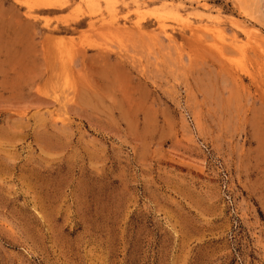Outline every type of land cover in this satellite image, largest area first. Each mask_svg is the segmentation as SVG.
<instances>
[{"label": "rangeland", "instance_id": "rangeland-1", "mask_svg": "<svg viewBox=\"0 0 264 264\" xmlns=\"http://www.w3.org/2000/svg\"><path fill=\"white\" fill-rule=\"evenodd\" d=\"M0 264H264V0H0Z\"/></svg>", "mask_w": 264, "mask_h": 264}]
</instances>
